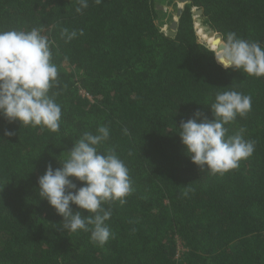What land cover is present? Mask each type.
I'll use <instances>...</instances> for the list:
<instances>
[{"label": "trees", "instance_id": "trees-1", "mask_svg": "<svg viewBox=\"0 0 264 264\" xmlns=\"http://www.w3.org/2000/svg\"><path fill=\"white\" fill-rule=\"evenodd\" d=\"M177 2L88 0L78 13L77 0H0V30L40 27L53 42L63 113L59 132L0 118V264H264V78L225 70L210 48L214 33L228 32L264 46V0H188L169 34ZM65 28L77 32L69 42ZM229 86L250 95L252 109L226 125L228 135L244 128L255 151L213 175L191 163L173 131L196 110L211 120L202 104ZM101 125L110 137L99 150H115L134 188L125 204L105 205L114 235L103 246L60 230L37 184Z\"/></svg>", "mask_w": 264, "mask_h": 264}, {"label": "clouds", "instance_id": "clouds-1", "mask_svg": "<svg viewBox=\"0 0 264 264\" xmlns=\"http://www.w3.org/2000/svg\"><path fill=\"white\" fill-rule=\"evenodd\" d=\"M102 2L95 0L96 4ZM77 4L78 13L89 6L88 0H77ZM76 35V31L61 30L65 42ZM52 43L40 27L0 30V118L8 123L60 131L62 107L52 92L59 68L52 60ZM213 55L225 70L264 78V46L259 41L242 39L235 32L221 34ZM223 88L226 90L217 92L210 104H202L210 109L211 120L196 110L180 121L178 131H173L178 133L191 163L213 175L237 169L255 151V141L244 138V128L228 135L226 127L251 111L252 97L230 86ZM13 135V131L3 133L4 137ZM109 137L110 129L105 125L98 126L95 134L83 133L67 150L62 163L55 157L59 167L47 164L37 180L39 197L62 217L60 230L90 233L91 241L99 246L114 235L106 223L112 211L105 205L117 201L123 205L134 191L129 169L115 150H99ZM74 180L82 186L77 187ZM72 205L79 210L74 212Z\"/></svg>", "mask_w": 264, "mask_h": 264}, {"label": "water", "instance_id": "water-1", "mask_svg": "<svg viewBox=\"0 0 264 264\" xmlns=\"http://www.w3.org/2000/svg\"><path fill=\"white\" fill-rule=\"evenodd\" d=\"M177 1L181 5L177 6L176 16H178L180 14V12L182 10V7H183V4L186 3L188 0H177ZM194 14L200 16L201 10H199V9L198 10H194ZM198 22L201 23V19L200 18H198ZM176 26H177V19H174L172 21V23L170 24L171 30L169 31V34H173L174 33V30H175ZM201 26L204 29H206L209 33L213 32L212 29H210L208 25H204V24L201 23ZM214 34H215L214 36L218 39V42H219L220 36L217 33H214ZM210 48L215 51L214 48H212V47H210Z\"/></svg>", "mask_w": 264, "mask_h": 264}, {"label": "rangeland", "instance_id": "rangeland-1", "mask_svg": "<svg viewBox=\"0 0 264 264\" xmlns=\"http://www.w3.org/2000/svg\"><path fill=\"white\" fill-rule=\"evenodd\" d=\"M179 5H181V4H179V3L177 2V6H179ZM174 19H177L176 15H173V19H172V20H174ZM162 29H163V30H166V29H167L166 25H164V26L162 27ZM178 248L181 250V249H182V246H181L180 244H178Z\"/></svg>", "mask_w": 264, "mask_h": 264}]
</instances>
